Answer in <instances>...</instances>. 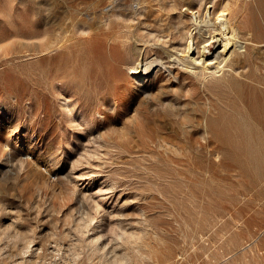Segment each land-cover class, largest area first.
Returning <instances> with one entry per match:
<instances>
[{
    "label": "rangeland",
    "instance_id": "obj_1",
    "mask_svg": "<svg viewBox=\"0 0 264 264\" xmlns=\"http://www.w3.org/2000/svg\"><path fill=\"white\" fill-rule=\"evenodd\" d=\"M206 15L243 34L188 51ZM0 22V264H264V105L226 80L264 81V0H0ZM144 49L166 65L140 78Z\"/></svg>",
    "mask_w": 264,
    "mask_h": 264
},
{
    "label": "bare ground",
    "instance_id": "obj_2",
    "mask_svg": "<svg viewBox=\"0 0 264 264\" xmlns=\"http://www.w3.org/2000/svg\"><path fill=\"white\" fill-rule=\"evenodd\" d=\"M181 1V0H180ZM191 2V1H190ZM189 2V3H190ZM178 5H179V3H178ZM222 12H224V10L222 9L221 10ZM112 12V11H111ZM119 12H120V10H119ZM13 13H15L14 11H13ZM121 13V12H120ZM221 15H223L222 13H220L219 15H218V18L221 16ZM119 16V15H118ZM40 19V18H39ZM196 19V18H195ZM62 20V19H61ZM197 20V19H196ZM30 21V20H29ZM205 23H204V25H206L207 27H209L208 28V31L206 32V31H202L201 33H198L199 35L197 36V37H193V35L191 34V37H190V40H189V43H188V45H187V48H188V51L189 50H191L192 48H193V46H194V44L196 45V44H198L199 42H200V40H203V41H205V43L204 44H202L203 46H199V47H202V51H204L205 49H210V47L209 46H211V45H213L215 42H216V40H217V42H220L221 40H223L224 41V46H225V48H226V43H227V41L229 40V39H236L238 36H239V38H240V34H243V31H241V28L239 27V25H237V26H235V24L234 25H232L231 27H230V32H227V26H225L224 24L223 25H221V27L220 26H215L214 27V29H212L211 28V26H212V23H211V18L209 17V18H207V15L205 16ZM24 22V21H23ZM26 22H28V20H26ZM60 22V21H59ZM120 22V21H119ZM1 23V22H0ZM75 23V22H74ZM121 23V22H120ZM27 24V23H26ZM36 24V23H35ZM37 24H38V20H37ZM122 24V23H121ZM5 25H6V23H5ZM5 25H4V27H5ZM31 25V24H30ZM117 25V24H116ZM120 25V24H119ZM25 27H27V25H25ZM122 27H123V25H122ZM2 28V27H1ZM10 28V27H9ZM21 28H23V27H21ZM39 28V27H38ZM58 28H60V27H58ZM117 28V27H116ZM66 29V28H65ZM112 29V28H111ZM110 29V30H111ZM191 29V28H190ZM202 29V28H201ZM8 30V29H7ZM25 30V29H24ZM72 30V29H71ZM90 30V29H89ZM115 30V29H114ZM123 30V29H122ZM214 30V31H213ZM216 30H219V35L221 36V38H217V39H215V37H216V35H218V33L216 34L215 33V31ZM3 31V30H2ZM11 31V30H10ZM20 31V33L19 32H17V31H15L13 34L14 35H12L13 37H21V36H24V35H26V34H24V35H22L21 34V30H19ZM30 31H32V30H30ZM29 31V32H30ZM84 31V30H83ZM1 32V31H0ZM64 32V31H63ZM120 32V31H119ZM126 32V36L125 37H128L127 35V31H125ZM191 32H192V30H191ZM245 32H247V31H245ZM249 32V31H248ZM24 33H26V32H24ZM27 33H28V31H27ZM31 33V32H30ZM6 34H8V33H6ZM92 34V33H91ZM114 34V33H113ZM117 34V33H116ZM116 34H114V36L116 35ZM251 34V33H250ZM11 35V34H10ZM60 35V34H59ZM58 35V36H59ZM111 35V34H110ZM225 36H227L226 38H225ZM245 36V35H244ZM243 36V37H244ZM34 37V36H33ZM33 37H31V38H33ZM53 37H56L55 35L53 36ZM112 37V36H111ZM174 37H178V36H175L174 35ZM7 37H3V38H0V49L1 50H4V53L5 54H8L9 53V51H8V49L7 48H5V46L7 45V44H9L8 42L9 41H7V39H6ZM27 38V37H26ZM58 38H60V37H58ZM57 38V39H58ZM70 38V37H69ZM109 38V37H108ZM122 38H123V36H122ZM121 38V39H122ZM130 38V37H129ZM245 38V42H246V45H244L245 47H246V49H245V51L246 52H241V51H238L236 54H237V56H236V58L233 60V62H231V64H230V66H231V69L232 70H236V66H241V63L242 62H244V61H246V56H247V51L249 52V50H250V48H251V45H255L257 42L255 41V37L252 35L250 38L249 37H244ZM15 39V38H14ZM28 39V38H27ZM34 39H36V38H34ZM80 39V38H79ZM78 39V40H79ZM89 39V38H88ZM112 39H114L115 40V38H112ZM126 39V38H125ZM20 40V39H19ZM54 40V39H53ZM69 40V39H68ZM73 40V39H72ZM77 40V41H78ZM113 40V41H114ZM242 40V39H241ZM10 41H12V40H10ZM17 41V40H16ZM34 41V40H33ZM116 41V40H115ZM121 41V40H120ZM128 41H129V39H128ZM236 41V40H235ZM262 41V40H261ZM31 42V41H30ZM43 42V41H42ZM51 42V41H50ZM52 42H54V41H52ZM61 42V41H60ZM69 42V41H68ZM13 43V42H12ZM16 43V42H15ZM19 43V42H18ZM32 43V42H31ZM263 43V42H262ZM20 44V43H19ZM29 44V43H28ZM46 44V43H45ZM66 44V43H65ZM88 44V43H87ZM122 44H123V47H124V49L125 50H127L128 52L130 51V54H131V51L134 49H132L131 50V45L126 41V42H122ZM15 45V44H14ZM22 45V44H21ZM20 45V46H21ZM64 45V44H63ZM16 46H18V45H16ZM23 46H26L25 44L23 45ZM27 46H29V45H27ZM31 46V45H30ZM38 46V45H37ZM41 46H42V44H41ZM55 46V45H54ZM117 46H118V43H112V44H110V50H117ZM133 46H134V44H133ZM258 46V45H257ZM22 47V46H21ZM60 47V46H59ZM59 47H57V48H59ZM77 47V46H76ZM86 47V46H85ZM108 47V46H107ZM135 47V46H134ZM148 47V46H147ZM150 47V46H149ZM152 47V46H151ZM255 47V46H254ZM23 48V47H22ZM43 48V47H42ZM55 48V47H54ZM109 48V47H108ZM144 48V47H143ZM146 48V47H145ZM13 49H14V47H13ZM15 49H17V48H15ZM19 49V48H18ZM45 49L46 50H48L49 49V47H47V45H46V47H45ZM123 49V48H122ZM136 49V48H135ZM134 49V50H135ZM38 50V49H37ZM54 49H52V51H53ZM86 50V49H85ZM141 50V49H140ZM149 50H151L150 51V53L151 52H154V51H152V48L151 49H149ZM25 51H27V50H25ZM43 51V50H42ZM45 51V50H44ZM16 52V51H15ZM35 52V51H34ZM39 52V51H38ZM47 52V51H46ZM31 53V52H30ZM43 53H45V52H43ZM42 53V54H43ZM63 53V52H62ZM88 53V52H87ZM124 53V52H123ZM133 53L135 54V52L133 51ZM142 53V52H141ZM147 53V51L144 49V52L142 53L143 55H142V58H140V51H139V54H137L138 55V57L140 58H138V60L136 61V59H134L133 60V64L132 65H129L131 68H130V70L132 69V70H136L137 71V74H138V76L140 77V78H145L146 76H148L150 73H151V70L153 69V66L156 64V63H161V65H166V63H164V61H162V58H161V56L160 55H158V50H156V55H155V57H150V58H148V57H146L145 56V54ZM154 53V54H155ZM18 54V53H17ZM29 54V53H28ZM36 54V53H35ZM34 54V55H35ZM86 54V53H85ZM153 54V55H154ZM257 54V53H256ZM36 55H38V54H36ZM58 55V54H57ZM57 55H55L54 56V58L56 57L57 58ZM90 55V54H89ZM92 55V54H91ZM151 55V54H150ZM152 55V56H153ZM250 55H251V53H250ZM249 55V56H250ZM5 56V55H4ZM39 56V55H38ZM44 57H45V55H44ZM59 57V56H58ZM137 57V56H136ZM163 57V56H162ZM256 57V56H255ZM3 58V57H2ZM87 58V57H86ZM85 58V59H86ZM176 58H177V60L178 61H172L174 64H180V63H182V64H184V57H182V56H178V54H176ZM48 59V58H47ZM83 59H84V57H83ZM251 59V58H250ZM255 59V58H254ZM39 60V59H38ZM73 60V59H72ZM88 60V59H87ZM41 61V60H40ZM102 61V60H101ZM47 62V61H46ZM92 62V61H91ZM94 62V61H93ZM170 63H171V61H170ZM172 63V64H173ZM256 63V62H255ZM210 64V63H209ZM250 64V63H249ZM89 65H91V63L89 64ZM127 66V65H126ZM129 66H127V67H129ZM155 67V66H154ZM210 67V66H209ZM216 67H219V64L217 65V66H215V71L214 72H207V73H205L204 72V74L202 75V77H203V80L204 79H206V78H208V81H211V80H214V79H218L219 78V76L220 75H217V73L216 72H218L219 70H216L217 68ZM106 68V67H105ZM107 68H108V65H107ZM122 67H120V69H121ZM109 69V68H108ZM258 69V68H257ZM5 73L6 74H10L11 73V69L9 68L8 70H5ZM246 76L247 78H249L250 80L249 81H246V80H243V78H240V76ZM113 76V75H112ZM111 76V77H112ZM199 76H201V75H199ZM198 76V77H199ZM210 77V78H209ZM245 77V78H246ZM120 78V77H119ZM139 79V78H138ZM118 80V79H117ZM117 80H115V81H117ZM226 80H227V86L230 88V89H232V91L238 96V97H240L241 99H242V101L244 102V103H246V104H249L250 106H253L254 108L255 107H257L258 105H260V106H263L264 105V86H259V85H257L255 82H260V83H262V84H264V81H261L260 79H259V76L257 75V74H255V73H253L252 72V65H250V68H249V70H247L246 72H241L239 75L238 74H234L233 73V75H228L227 76V78H226ZM121 85V84H120ZM209 86V85H208ZM216 86H218V85H216ZM120 87V86H119ZM210 87V86H209ZM199 91V90H198ZM194 95L196 96V95H199V92H197L196 90H195V92H194ZM106 98V97H105ZM106 101H108V100H106ZM120 101V100H119ZM124 102H125V100H124ZM254 112H255V114L257 113V108H255L254 109ZM257 115V114H256ZM254 119H255V117H254ZM256 140V139H255ZM105 246H107V245H105ZM101 250V249H100ZM119 258H116V257H112V258H110V259H108V263L109 264H118V262H119Z\"/></svg>",
    "mask_w": 264,
    "mask_h": 264
}]
</instances>
